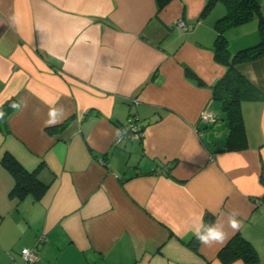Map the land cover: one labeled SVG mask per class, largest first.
Instances as JSON below:
<instances>
[{
	"label": "crops",
	"instance_id": "0c3cea01",
	"mask_svg": "<svg viewBox=\"0 0 264 264\" xmlns=\"http://www.w3.org/2000/svg\"><path fill=\"white\" fill-rule=\"evenodd\" d=\"M158 3L0 0V106L27 102L0 121V264H23L24 247L35 264H222L236 233L264 261V99L241 103L247 147L227 149L213 93L228 69L214 56L226 7ZM224 35L231 54L255 45L257 18ZM237 67L264 91V57ZM52 104L70 119L60 131L44 126ZM129 115L141 136L117 143ZM5 153L50 181L39 200L10 196ZM233 210L242 225L225 243L190 244L194 225L226 224Z\"/></svg>",
	"mask_w": 264,
	"mask_h": 264
},
{
	"label": "trees",
	"instance_id": "16d2710c",
	"mask_svg": "<svg viewBox=\"0 0 264 264\" xmlns=\"http://www.w3.org/2000/svg\"><path fill=\"white\" fill-rule=\"evenodd\" d=\"M168 0H158L159 9ZM226 13L215 23L216 38L214 42L215 59L227 66V72L214 86V98L221 102V109L226 115L228 136L225 147L229 150H238L247 147V136L242 121L241 103L246 100L264 99V91L259 90L251 84L247 78L239 71L238 65L243 62L264 57V16L261 13L259 0H222ZM205 12V11H204ZM203 12V14H204ZM257 18L260 40L253 46L242 48L231 54L228 49V41L224 31L228 27L237 26ZM15 98L8 100L3 105V110L8 114L12 108L9 106ZM131 116V115H129ZM133 117V116H131ZM137 124V131L142 132L140 124ZM70 119L54 127H48V131L62 130ZM126 128V127H125ZM128 128V127H127ZM129 133V129H128ZM127 133V134H128ZM1 165L13 176L14 186L10 191L11 197L18 199L30 195L34 200H39L47 190L50 181L43 180L39 175V167L32 171L25 169L19 161L10 153H5L1 159ZM211 223V221H208ZM199 241L194 238L190 244L196 245ZM218 260L222 264H230L240 260L244 264H264L260 263L256 248L240 233L234 234L227 243L219 250Z\"/></svg>",
	"mask_w": 264,
	"mask_h": 264
},
{
	"label": "clouds",
	"instance_id": "9594fccd",
	"mask_svg": "<svg viewBox=\"0 0 264 264\" xmlns=\"http://www.w3.org/2000/svg\"><path fill=\"white\" fill-rule=\"evenodd\" d=\"M14 110H23L27 107V102L24 99L19 101H13L9 105ZM6 112L0 106V121L5 120ZM65 119V112L63 106L57 107L55 104L49 105L47 112V119L44 121L45 127H54L60 124ZM128 128L117 129L115 132V140L117 143H121L127 136ZM240 213L238 211H230L227 213V222H221L219 219L217 221L204 224L199 223L194 225V235L195 238L205 246H213L216 244H223L229 238V232L226 229H231L234 233L240 230L242 225V220L238 219ZM23 230V225L20 226Z\"/></svg>",
	"mask_w": 264,
	"mask_h": 264
},
{
	"label": "built area",
	"instance_id": "2783aa9c",
	"mask_svg": "<svg viewBox=\"0 0 264 264\" xmlns=\"http://www.w3.org/2000/svg\"><path fill=\"white\" fill-rule=\"evenodd\" d=\"M175 24L179 29H187V25L183 21V19L177 20ZM216 118H217L216 115H214L212 112L209 111H203V113L201 114V119L208 122H213L216 120ZM126 125L129 129V133L127 134V136L134 140L139 139L141 133L137 131L138 129L137 124L133 123L132 117L129 116L127 118ZM20 255L24 261L23 264H35L40 260L39 251L36 248L24 247L20 250Z\"/></svg>",
	"mask_w": 264,
	"mask_h": 264
}]
</instances>
